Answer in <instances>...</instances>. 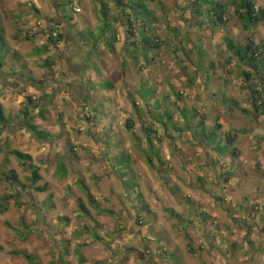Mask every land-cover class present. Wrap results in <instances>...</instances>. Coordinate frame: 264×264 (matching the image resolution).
I'll return each mask as SVG.
<instances>
[{"label": "rangeland", "instance_id": "374dc122", "mask_svg": "<svg viewBox=\"0 0 264 264\" xmlns=\"http://www.w3.org/2000/svg\"><path fill=\"white\" fill-rule=\"evenodd\" d=\"M65 1L0 0V26L10 53L17 56L9 55L7 71H0V103L13 122L0 138V198L13 197L8 212L0 215V264H28L14 252L33 255L39 264H81V258L82 264H264V114L251 100L252 91L264 96V82L256 75L245 84L249 71L236 59L228 63L234 55L226 46L230 39L242 47L251 35L264 44V23L250 33L234 18L213 35L209 27L199 26L197 0H143L158 17L153 33L165 44L154 62L139 70L128 53L122 55L129 8L109 0H69L74 10L67 24L61 15ZM103 4L109 6L111 21L122 17L111 27L118 39L113 51L100 44L98 57L90 58L93 47L75 36L89 30L99 36ZM257 8L264 10V0H257ZM57 26L65 32V43L42 53ZM50 58L53 67L44 68ZM73 59L79 64L73 65ZM87 63L93 71L97 63L101 80L116 85L113 93L106 83L102 93L94 88L99 102L90 111L77 108L73 97L79 94L78 80L87 75ZM74 72L77 77H71ZM74 81L77 87H69ZM143 86L152 88L156 103L166 105V114L173 116L166 126L146 121L148 110L154 118L168 117L153 101L148 107L151 91ZM30 97L44 104L32 116L49 110L45 119L33 123L53 140L39 142L27 131L22 111ZM147 129L154 140L151 152L160 157L154 169L147 164ZM227 132L235 133L231 149L237 148L238 156L211 149L219 147L220 137L227 144ZM8 151L32 156L43 178L37 186L47 185L48 192L18 185H28L31 174ZM120 152L131 157L132 173L125 181L115 167L114 155ZM61 165L66 178L56 175ZM12 174L14 187L6 180ZM138 193L149 206L140 213L139 224ZM18 203L26 207L19 209Z\"/></svg>", "mask_w": 264, "mask_h": 264}, {"label": "trees", "instance_id": "16d2710c", "mask_svg": "<svg viewBox=\"0 0 264 264\" xmlns=\"http://www.w3.org/2000/svg\"><path fill=\"white\" fill-rule=\"evenodd\" d=\"M111 2H115L118 7L121 6L124 8H129L128 14H126V20L128 22L127 26V41L130 42V49L129 53L131 54L130 57L132 58L134 65L137 67V69L141 70L144 69L145 65L149 66L154 62L155 55L157 51H160L162 46L165 44L164 41L160 40L154 33H153V26L155 23L158 22V17L156 14L152 11V9L146 5L143 0H109ZM155 1V0H152ZM157 2H162V0H156ZM128 2L129 4H127ZM73 2L72 1H65L63 4H61V15L64 19V21L69 24L70 20V12L73 13ZM195 14L197 17H199L202 22L199 26L204 28L205 26L209 27V30L212 32V34H216V32L219 29H224L227 27L228 22H230L232 19L236 18L238 20V23L240 26L244 29L246 32H253L256 28H258L261 24L264 23V10L257 8V0H197L195 3ZM122 17L119 15L118 17L114 18V20L111 21L110 15H109V6L103 4L102 6V23L103 28H100V34L99 36L93 33L91 30H89V34L86 35L85 33H81L78 36H75L84 46L93 47L92 50L89 52L90 58H97V49L100 44H103L106 48L113 51L115 49V43L117 41V34L114 32L111 33V27L114 25V23H119ZM137 25V26H136ZM71 27V26H70ZM112 34L111 38H109V35ZM87 36V37H86ZM66 35L64 30L61 28V26L54 27L51 30L50 36L48 38L47 45L44 47L43 52H50L52 50H57L58 46L65 43ZM75 39V40H77ZM226 46L227 49L230 50V52L234 55V58H229L228 63L232 64L234 59L237 60L238 63H240L242 66H246L248 73H244V78L246 81L245 84H249L250 82H253V79L255 76L260 75L261 76V82H264V44H258L256 40L253 38V35L247 39L246 45L242 47H236L232 40L227 39L226 40ZM186 49L184 50V52ZM201 51V50H199ZM11 50H9L5 38H4V30L0 26V71L2 73H5V60L8 58L9 55L12 56V58H16V54L10 53ZM38 53L40 51H37ZM186 53V52H185ZM203 54L204 52L201 51ZM188 55L185 54V57ZM54 58H50V60L46 61V65L43 66L44 68L53 67ZM86 66L90 67V63H87ZM97 66V63H96ZM96 72L98 74H102L100 69L97 67ZM11 72V71H10ZM54 72V71H53ZM6 76V75H5ZM8 76V75H7ZM19 76L23 79L26 77L23 74H19ZM28 82H31L32 80L30 78H26ZM80 81V80H79ZM92 83V82H90ZM106 83V88L109 90L113 89V83L110 81L104 82L103 85ZM100 84V87L103 86ZM93 90L96 88L95 86H91ZM97 89V88H96ZM144 91H151V94L148 96L150 100L148 101L149 107L153 101V107H155L156 110H165L164 116L167 113V106L163 105L161 103H156L158 99H156L155 92L152 91V88H148V86H143L142 88ZM48 98V96H45ZM143 99H147V97L141 95ZM44 100V99H43ZM252 104L256 108L258 112H262L264 114V96H262V93L259 96L256 94L255 91H252L251 95ZM168 105V104H167ZM44 104H40L33 98H27V104L22 111L23 120L26 121V129L27 131L39 142H48L53 140L54 136L49 133L48 131L40 128L39 126L35 125L33 121L37 119V117H40L42 119H45V113H49V110H42L37 116H32L33 109H40ZM169 107V106H168ZM134 108L136 109V114L141 119L142 114L139 108V105L134 100ZM149 117L146 121H151L153 123L154 120L161 123L162 125L166 126L167 121H172L173 116L166 114L168 118H165L163 120L159 119L160 116H157L154 118L153 116L155 113H152L151 110H148ZM186 112H183V115L187 118L188 115H186ZM162 116V118L164 117ZM61 117V114H60ZM88 121L91 122L90 118L87 117ZM204 121V119H203ZM132 120L129 121L130 124H128V128L131 129L132 127ZM13 125L12 119L8 117L5 113L4 106L2 103H0V138H2L5 133L8 131L9 127ZM200 126L202 127L203 131V138L207 135V132L204 129V122H201ZM218 130L222 129V126L219 124L217 126ZM177 131H180L179 129L175 128ZM188 130H191V127H187ZM152 131V130H150ZM182 131V130H181ZM146 135V140L148 141L149 150L151 154L147 155V164L151 168H155V161L159 160V156H154V153L152 154L151 151L155 150V146L153 143V137L149 135L148 129L144 130ZM152 133V132H151ZM210 135L213 136L214 139L217 138L218 135L215 134V132L210 133ZM207 137V136H206ZM226 140L227 144H223L222 137L221 142L219 143V147L217 145H211V149L217 151L221 154H229V156H238V149L233 148L236 143L235 133L227 132L226 134ZM207 140V138H206ZM139 142V147L141 142ZM0 143V155L3 153L4 148L1 147ZM222 146V148H221ZM232 150L231 154L229 151ZM7 155L14 157L17 159L20 163V165L31 174V177L28 179V185L19 184L18 185L25 189V190H33L36 193L44 194L48 192V186H37L39 183L42 182L43 178L40 174V169L34 165L32 156L28 154H24L20 151H8ZM233 157V156H232ZM231 157V158H232ZM115 160H117V165L115 166L117 170L120 171V175L123 177V180L125 181V178L129 173H132L131 171V157L128 154V152H120L118 154L114 155ZM157 158V159H156ZM233 162H235L234 159H232ZM115 162V161H114ZM125 172L124 174L122 173ZM57 176L61 178L67 177V170L64 166H59L57 173ZM134 179V177H128V180ZM7 182L14 187L16 185L17 179L14 174L12 175H6ZM136 181V180H135ZM79 185L81 188L85 191L88 198L94 199L93 196L90 194L88 187L85 185L84 181H80ZM138 184L136 185L134 189H136ZM135 193V191H132ZM13 200V197L11 196H5L0 198V215H3L8 212L10 207V202ZM138 201V224L140 223V219H142L140 215L141 212L144 213V211H149V206L145 202L143 196L138 193L137 197ZM18 208L22 209L26 207L25 205L18 203ZM80 209L82 212H85V208L83 205H80ZM174 217H177L174 214ZM232 218H235V216H232ZM241 221V220H240ZM9 229H13L11 226L7 225ZM248 235V233H247ZM191 245V243H190ZM193 250V246H191ZM12 255L16 258L23 257L28 264H39L36 257L33 255H29L23 252H14ZM81 264L84 263L83 258L80 259Z\"/></svg>", "mask_w": 264, "mask_h": 264}, {"label": "crops", "instance_id": "0c3cea01", "mask_svg": "<svg viewBox=\"0 0 264 264\" xmlns=\"http://www.w3.org/2000/svg\"><path fill=\"white\" fill-rule=\"evenodd\" d=\"M129 43L130 42H126V45H125V48H123V51H124V53H122V55L124 54H126V53H128L129 54V58H131L130 57V53L128 52L129 51V49H130V45H129ZM72 64L73 65H76V64H79V63H76V61H75V59H73L72 60ZM71 66V65H70ZM69 66V67H70ZM124 66H126V64H124ZM98 67V65L96 66L95 65V69ZM86 70H87V75H86V73L84 74V77H83V80L82 79H80V82H79V80H78V82H76V81H74V83H71V84H69V87H73V86H75V84L76 83H78L77 85L79 86L80 84V87H79V89L77 90V92L79 93L78 95H73V97H74V101L75 102H77V108L78 107H80V109L81 110H84L85 108L86 109H88L89 111H90V109H91V107L94 105V103H97V102H99V101H94V97L98 94L97 92H95L94 90H93V88H91V86H95L96 85V88H97V90H99V92L100 93H102V90H101V88H100V84L101 85H103L104 84V82H106V81H108V80H101V76H102V74H98L97 72H96V70L95 71H93L92 69H91V67H88L87 68V66H86ZM68 71L70 72L71 71V68H68ZM86 72V71H85ZM92 72V73H91ZM93 72H96V76H94L93 75ZM74 74V75H73ZM71 75V77H77V74L74 72V73H72V74H70ZM86 75V76H85ZM90 82H92V83H90ZM77 85L75 86V88L77 87ZM113 89L112 90H109L110 92H115L116 91V85L114 84V82H113ZM139 92H141V90H139L138 91V93ZM87 96H86V95ZM84 96H86L87 97V100L85 101V100H83V97ZM79 102V103H78ZM132 104H133V106H134V100L132 101ZM139 105V104H138ZM149 107V106H148ZM88 111V112H89ZM87 112V115H89V117H90V114ZM111 115V117H112V113L110 114ZM101 114H98L97 115V117H96V120H99L100 122H101Z\"/></svg>", "mask_w": 264, "mask_h": 264}, {"label": "flooded vegetation", "instance_id": "af4514ba", "mask_svg": "<svg viewBox=\"0 0 264 264\" xmlns=\"http://www.w3.org/2000/svg\"><path fill=\"white\" fill-rule=\"evenodd\" d=\"M80 85H81V84H80ZM80 85H79L78 87H80ZM85 95H86V94H85ZM86 96H87V95H86ZM86 96L83 97V100H85V101L87 100V97H86Z\"/></svg>", "mask_w": 264, "mask_h": 264}]
</instances>
